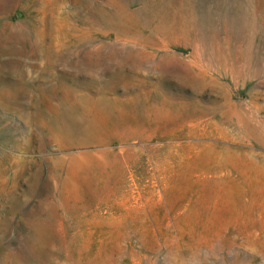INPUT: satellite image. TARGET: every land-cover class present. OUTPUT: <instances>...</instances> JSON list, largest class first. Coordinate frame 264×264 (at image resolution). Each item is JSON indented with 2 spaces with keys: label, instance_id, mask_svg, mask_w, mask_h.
I'll return each mask as SVG.
<instances>
[{
  "label": "rangeland",
  "instance_id": "obj_1",
  "mask_svg": "<svg viewBox=\"0 0 264 264\" xmlns=\"http://www.w3.org/2000/svg\"><path fill=\"white\" fill-rule=\"evenodd\" d=\"M0 264H264V0H0Z\"/></svg>",
  "mask_w": 264,
  "mask_h": 264
}]
</instances>
